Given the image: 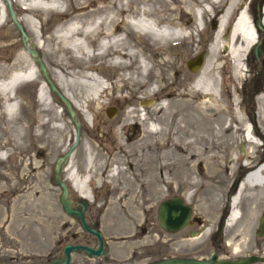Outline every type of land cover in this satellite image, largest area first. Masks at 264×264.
Returning <instances> with one entry per match:
<instances>
[{
	"label": "rangeland",
	"instance_id": "rangeland-1",
	"mask_svg": "<svg viewBox=\"0 0 264 264\" xmlns=\"http://www.w3.org/2000/svg\"><path fill=\"white\" fill-rule=\"evenodd\" d=\"M8 1L12 4L10 6L16 19L28 17L30 20V25L19 21L18 23L29 37V48L31 43L43 45V50L38 47L35 49L57 90L59 88L51 77L54 73L62 81L61 88L65 94L76 92L80 96L91 93L88 80L59 76L58 69L50 64V60H59L73 67L76 73L99 77L108 88L105 90L106 96L100 97V102L105 104L103 108L96 111V104H92L90 100L84 103L82 111L72 109L74 119L78 122L79 136L77 145L66 162L79 176L86 173L90 175L85 185L90 197L91 188L96 192L93 191L92 200L88 201L84 218L89 227L91 222L96 224L105 238L108 251L92 257L86 256L84 251L72 252L69 264H141L168 256L205 259L212 253H216L219 258L228 259L251 254L264 255V234L257 235L259 217L263 210L262 186H248L243 190L238 204L239 218L232 223V229L227 230L223 220L228 212L229 196L244 174L240 167L247 159L245 157L248 151L252 150L251 146L236 139L232 132H223L220 139L213 140L222 141L221 145L228 142V148H212L206 143L204 157L188 158L185 166L191 172L188 178L182 176L177 182L176 165L171 164L174 159L168 155L162 157L172 145L171 137L165 135L161 142L154 143L155 135L146 132L148 123H157L154 112L151 111L153 107L179 98L178 93L192 90L198 70L189 71L185 63L200 52L204 54L203 63L206 62V51L218 27V10H212L207 0H44V10L42 8L28 13L20 9L14 0ZM213 1L223 4L226 0ZM1 3H4L5 14L4 24L0 26V83L6 81L11 74L23 73L19 64L20 55H23L25 64L29 65L32 72L33 63L37 68L9 17L6 0ZM1 3L0 13L3 7ZM240 3H246L253 22L257 19L263 28L260 31L263 52L255 59L251 48L243 61L244 70H235L234 62L230 58L222 57L216 62L217 69L212 73L216 92L212 97L220 100L221 104L217 109L206 110V113L211 114L210 118H220L225 122L231 119L232 125H235L233 117L240 116V123L252 125L258 120L257 111L260 105L257 98L264 94V71L259 81L261 61H264V24H261L259 9L264 0H240ZM120 6L122 9L115 15L118 18V27L111 36L121 37L128 43L127 48L134 52V57L130 59L131 66H136L141 59L149 66L162 59L166 60L160 74L161 80H157V85L161 84L162 87L154 97H143L136 92L132 95L130 88L122 85L120 75L126 74L128 70L111 64L109 60L114 57L112 54L98 59L91 58V55L87 58L72 51L53 52L57 45L52 38L75 17L85 12H91V18L105 17L112 14L114 7ZM82 7L84 9L81 10ZM236 10L225 21V30L221 37L230 32L228 24L235 19L240 8ZM202 11L206 13L204 16L201 15ZM131 17L152 21L150 23H156L155 27L162 30L172 28L189 34L180 41L163 42L151 39L132 29L127 21ZM170 20H173L174 25L168 23ZM114 27L112 26V30ZM43 39L47 41L43 43ZM106 39L100 33L91 37L88 45L90 54L96 53L99 43ZM220 50V54L225 56V50L222 47ZM74 80L86 84L87 87L77 86L72 90L70 83ZM40 81L43 79L37 69V79L25 81L16 92L14 99L19 108L15 116L10 117L8 112H3V108L13 100L4 101L0 96V262L47 263L53 258L62 257V248L66 244L91 246L92 242L91 234L81 230L77 219L64 213L58 199L60 188L52 180L53 162L75 140V125L68 119L62 101L48 87L50 99H46L47 103L39 100ZM166 94L167 98L161 97ZM196 99L204 98L194 95L193 100ZM140 106H149V119L144 118L145 116L141 118V114L137 115L140 113ZM109 107L114 108L110 112L111 117L105 114V109ZM132 108L136 112L131 113L136 114L137 118L133 116L127 119V112ZM56 115H59L61 121V126L57 129L53 128L60 123ZM210 126L214 132L220 127L213 119ZM188 131L192 133L193 125H190ZM14 132L19 133L18 139H14ZM204 134L209 138L207 130ZM144 136H148L147 142L141 141ZM253 138L256 144L254 153L264 163V137L257 135ZM129 144L136 148L128 151L126 145ZM87 145H90L88 151L85 149ZM240 145L242 153H239ZM88 152L95 154L90 165H87ZM144 154L152 157L151 167L154 172L149 179L145 174L147 166L141 158ZM213 154L218 156L212 159L208 157ZM224 154L228 157H223ZM205 166L214 168L213 172H206ZM111 167L117 168L116 172L119 170L120 173L108 177ZM61 176L70 185L68 190L74 202L71 207L75 208L80 196L65 178L64 170ZM192 179H196L197 184L187 186ZM206 187L217 189L214 196L216 202L207 209L203 202L208 201L210 195L201 194L202 188ZM188 194L190 198L187 199ZM173 196L181 197L185 204L191 206L192 212L187 225L176 232H165L156 222V207L161 200ZM252 215L254 216L248 221V217ZM243 227H250L251 232L249 239L242 242L240 235L232 236ZM141 228H145V232H141Z\"/></svg>",
	"mask_w": 264,
	"mask_h": 264
},
{
	"label": "bare ground",
	"instance_id": "bare-ground-1",
	"mask_svg": "<svg viewBox=\"0 0 264 264\" xmlns=\"http://www.w3.org/2000/svg\"><path fill=\"white\" fill-rule=\"evenodd\" d=\"M1 1L2 0H0V3ZM14 2L17 6L20 7V9L28 13H31L34 10H41L42 8L44 10L45 8V6L43 5L45 3L44 0H14ZM207 2L211 6L212 10L214 11L218 10L220 15L218 19V27L216 33L213 37L210 47L206 51V62L202 63L201 67L198 69L197 74L194 76L193 88L191 91L185 93H178L179 98L171 99L169 102L159 104L151 109V111L154 112L153 115L157 123H152V122L148 123L146 132L155 135L154 143L161 142L162 137H164L165 135L171 137L172 145L167 149V151L162 155V157L168 155L174 159L171 162V164L176 165L175 180L177 182L180 179V177L183 176L184 178H186L191 172L190 168L185 166L186 160L188 158L204 157V150L207 148L205 147L206 143L209 145V147L212 148L218 149V147L220 148V146L223 147L222 149L228 148L229 145L228 142H226L224 145L223 144L221 145L222 141L219 142L217 140L216 142V140L215 141L213 140L214 138L215 139L219 138L221 136L220 134H222L223 132L230 131L235 135L236 139L245 141L249 146H251L252 150L248 151L247 156L245 157L247 159H245V162H243L242 167H240V170H244V174L241 180L238 182L234 192L231 193L229 196V200L227 204L228 212L226 217L223 219L225 227H227V230H230L233 228L232 223L236 222L237 218H239L240 212L238 210V204L239 201L241 200L242 192H244L243 190H245V188L248 186L258 187V188L259 186H262L264 188V163L263 162L261 163L260 158H259L260 160H258L257 158L258 154L256 155L253 150V148L256 147L253 137L257 135L260 137H264V94L261 97L257 98V103L260 105L257 111L258 120L255 121V123H253L252 125L248 123L245 124L240 123V120L238 121V119H240V116H236V115L233 117L235 119L233 120L235 125H232V123L230 122L231 119L228 122H225L223 119L220 118L218 119L210 118L211 114H207L206 110L209 111V109L212 108L217 109V107H219L221 104V103L219 104L220 100L218 101V99L212 97L213 94L216 92V86H215L216 83L212 76V73L215 69H217L216 62L222 57L230 58L234 62L236 68L235 70H239V69L244 70L243 61L246 58L245 56L249 53L250 49L253 47V45L258 42L261 48L260 31L263 30V28L261 25L259 26L255 25V21L253 22V17L251 16V14H249L248 8L246 7V3H240V0H226L223 4H218V2L213 0H207ZM9 3L10 5H12L10 1ZM1 5H3V7L1 6L2 13H0V23H1L0 26L4 24L3 14H5L4 3L3 4L1 3ZM238 8H240V10L237 13L235 19L233 20L230 32L225 34L224 37H221L223 36L222 31L225 30V21ZM82 9L84 8L82 7L81 10ZM121 9L122 6H120L119 8L114 7L112 14L106 15L105 17L95 16L91 18V12L89 13L85 12L78 15L73 19L72 22L68 23L63 28L59 29L58 34H56L52 38L57 45L56 48L53 49V52L72 51L75 52L76 54L85 55L87 56V58L89 57V55H91V58H98V59L102 56L112 54L114 55V57H112L109 60V62L115 66H118L120 68H125L128 70L126 74L120 75L119 79L122 82V85L124 87L130 88L132 95L136 92V93H140L141 96L143 97H154L161 90L160 87H162L160 86L161 84H158L159 86L157 85V80L158 79L161 80L160 74L164 70L163 65L166 62V60L162 59L160 62L155 61L156 62L154 63L155 65L153 64L152 66H149L143 61V59H141L140 61L137 62L136 66H131L130 59L134 57V52L131 51L130 48H127L129 46L128 43L125 42L121 37H118L116 35L111 36L113 32L117 30L118 18L115 15ZM205 14H206L205 11L201 12L202 16H204ZM259 16L261 18V24L263 25L264 4L259 9ZM16 21L17 22L19 21L20 23H24L25 25H30L31 23L28 17L27 18L22 17L20 19H16ZM127 21L130 23L132 29L147 35L151 39H159L160 41L163 42L177 41V40L180 41L183 38L187 37L189 34V33L185 34L180 31H175L172 28L170 29L166 28L167 30L166 29L162 30V28L160 29V27L156 28L155 27L156 23L152 24L150 23L152 21L148 22L141 17L140 18L131 17ZM168 23L170 25H174L173 20H170ZM112 26L113 27L115 26L113 30H112ZM98 33L103 35L105 39L110 36L111 37L108 40L106 39L105 41H101L97 46V52L94 54H90L91 50L88 49L89 48L88 45L89 43H91V37H93ZM46 41H47L46 39H43V43H45ZM60 45L63 47H60ZM31 46L32 47L34 46V48L38 47L39 50L40 48L42 49L43 47V45L41 46L38 43H31ZM221 47L226 52L225 56L220 54ZM19 64L21 66L23 73H15L14 75L11 74V76L8 77L6 81L0 83V96H2L4 101L8 99L13 100L10 103V105H6L3 108V112L4 111L8 112L10 117L15 116L19 108L18 102L14 99V97H16L15 96L16 92L22 87L25 81H34L37 79V68L34 63L32 64L33 72L30 70L29 65L25 64V60H23V55H20ZM50 64L58 69L59 76L81 77L86 79V81L87 80L89 81L90 85H88V88L91 89V93H83L84 95L80 94L79 96L76 92H72L71 95H69V94H65L62 91L61 88L62 81H60L58 77L54 76L55 73L51 74L53 81L56 82V85L61 92L59 90L58 91L62 96H64L68 100L71 109H75L80 112L85 106L84 103L89 102L90 100L92 104L94 103L96 104L95 106L96 111L103 108L105 104H103V102H100V97L106 96L107 93L106 89L108 88L107 86L104 85V82L102 83V81L99 80V77H96L94 75L91 76L87 74L76 73L75 71H73V67H69L59 60H50ZM131 73L133 75H131ZM74 74L75 75L77 74V76H75ZM147 76L149 80L145 79L147 78ZM70 79L72 80V78ZM49 80L52 82L50 78ZM70 84L69 85L72 88V90L74 89V87L77 86L87 87L86 84H83L75 80L71 81ZM38 91H39L38 92L39 100L42 103L43 102L47 103L46 99L47 98L50 99L51 94L49 93L47 89V85L44 83V81H40V87ZM167 95L168 94L163 95L161 97H166ZM194 95H198V97L204 99L193 100ZM140 107L141 108H138V112L143 111L145 116L144 118L149 119V115H148V111L150 109L148 108L149 106L148 107L140 106ZM5 108H7V110ZM131 111L133 113L136 112L134 108L129 110L126 115L127 119L136 116V114H132ZM137 115H140V113ZM222 117L224 116L222 115ZM56 118L60 123L58 125L53 126V128L55 129L61 126L59 115H56ZM212 119L214 120L215 124L220 125V127H218L219 129L216 128L215 132L213 131V127L210 126V121ZM158 121L160 122V124ZM190 125H193L192 133L188 131ZM206 130L209 133V138L206 137L204 134ZM14 133H15L14 139L15 138L18 139L19 133L18 132H14ZM142 140L147 142L148 136H144L141 139V141ZM197 145L201 147H198ZM87 146L88 147H85V149L88 151L90 149L89 147L90 145ZM126 146L125 147L128 148V151H131L132 148L134 147L136 148V146L133 144H129ZM217 156H218L217 154H213L208 157L212 159ZM223 157H228V155L224 154ZM94 158H95V154L94 153L91 154L90 152H88L87 165H90L93 162ZM141 158L145 166H147L145 174L147 179H149L154 172V169L151 167L152 157L149 154H144L141 155ZM116 169L117 168L115 167H111L108 170L107 176L114 177L116 174L120 173L119 170L116 172ZM212 169L214 168L210 166H205L206 172H213ZM64 172L66 175V179L70 181L73 189H75V191L78 192V194L81 195L82 197H85L90 200L91 197L85 185V182L90 178V175L86 173L84 175L79 176L77 172L70 167L69 164L65 165ZM196 184H197V180L192 179L191 181H188L187 186L189 185L194 186ZM213 188H208V187L202 188L201 194L210 195L209 200L203 202L204 204H206L204 205L206 209L209 205L214 204V202H216V198L214 196L217 193V189H213ZM188 198H190V194H188L187 199ZM253 216L254 215L248 217L249 218L248 221H250V219ZM250 232H251L250 227L249 228L243 227L239 229L238 233H235L232 237H236L240 235L242 242L247 241L249 239L248 236Z\"/></svg>",
	"mask_w": 264,
	"mask_h": 264
},
{
	"label": "water",
	"instance_id": "water-1",
	"mask_svg": "<svg viewBox=\"0 0 264 264\" xmlns=\"http://www.w3.org/2000/svg\"><path fill=\"white\" fill-rule=\"evenodd\" d=\"M6 7L11 21L15 24L21 42L28 52L33 61L37 64V69L42 76L44 83L47 85L49 90L52 93H55L57 97L62 101L64 106L66 107V113L68 119L75 125V140L72 144L60 155L58 156L52 165V180L55 185L60 188L59 193V203L65 214L69 216H73L77 219L79 226L82 231L87 233H92L97 236L98 246L96 248H92L89 245L84 244H66L62 248V257L53 258L49 260L47 263H11V262H0V264H69L70 255L72 252L84 251L86 256H98L104 254L106 251L101 250V233L99 230L93 229L89 227L84 218V211L87 208L89 199L80 196V199L75 208L71 207V204L74 203L71 199V195L69 194V190L67 184L63 181L61 176V172L65 167V163L68 160L69 155L77 145L79 129L78 122L74 119V112L70 107V103L68 100L60 94L57 88L52 84V82L48 78L46 67L44 66L38 51L34 48V46L29 48L27 43L29 41V37L26 35L23 27L20 23L16 21L15 13L11 9L9 1L6 0ZM255 25H258V20H255ZM262 54V49L260 48L258 42L255 43L252 47V55L255 59H258ZM203 63V52L198 53L196 56L188 59L185 63L186 68L191 71H197ZM111 111H114V108L109 107L105 109V114L107 117H111ZM239 153H242V146L239 147ZM192 209L190 205L184 203L183 199L179 196H173L168 199L161 200L156 207V222L158 226L165 232H176L185 225L188 224ZM191 234V233H190ZM264 234V200H263V210L259 217V227L257 229V235ZM256 262H264V255L251 254L244 257H239L235 259L228 258H219L216 253H212L208 258H197V257H179V256H168L162 257L151 261H146L141 264H251Z\"/></svg>",
	"mask_w": 264,
	"mask_h": 264
},
{
	"label": "flooded vegetation",
	"instance_id": "flooded-vegetation-1",
	"mask_svg": "<svg viewBox=\"0 0 264 264\" xmlns=\"http://www.w3.org/2000/svg\"><path fill=\"white\" fill-rule=\"evenodd\" d=\"M263 63V59H262V61H261V64ZM65 178H66V175H65ZM240 181V180H239ZM70 182V181H69ZM71 184V183H70ZM238 184V183H237ZM67 186H68V184H67ZM72 186V185H71ZM236 186V185H235ZM237 187V186H236ZM68 188H70V185L68 186ZM236 189V188H235ZM93 191H95V190H92V188H91V197H93V195H92V193H93ZM96 192V191H95ZM91 228H93V229H96V230H98V227L96 226V224L94 223V222H91ZM141 230V232H145V228H141L140 229ZM101 233V232H100ZM101 239H102V244H101V250L102 251H106L104 254H106L107 253V251H108V247H107V245H106V241H105V238L103 237V235H102V233H101ZM91 240H92V242H91V247L92 248H96L97 246H98V244H99V242H98V239H97V236L95 235V234H92L91 233ZM103 255V254H102ZM92 257V256H91Z\"/></svg>",
	"mask_w": 264,
	"mask_h": 264
}]
</instances>
